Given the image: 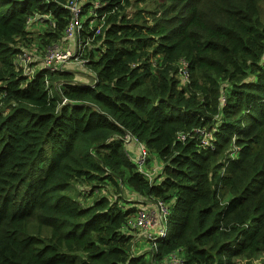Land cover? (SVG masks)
<instances>
[{
  "label": "trees",
  "instance_id": "1",
  "mask_svg": "<svg viewBox=\"0 0 264 264\" xmlns=\"http://www.w3.org/2000/svg\"><path fill=\"white\" fill-rule=\"evenodd\" d=\"M99 1L88 85L69 69L27 77L15 62L35 39L32 17L48 25L37 48L63 36L66 0H0V264H153L179 249L184 264L262 263L264 0ZM197 127L213 149L195 131L178 138ZM128 132L160 158L153 180ZM75 184L87 197L116 188L85 203ZM125 189L169 206L151 258L133 251L139 205L117 196Z\"/></svg>",
  "mask_w": 264,
  "mask_h": 264
},
{
  "label": "built area",
  "instance_id": "2",
  "mask_svg": "<svg viewBox=\"0 0 264 264\" xmlns=\"http://www.w3.org/2000/svg\"><path fill=\"white\" fill-rule=\"evenodd\" d=\"M83 3L81 0H66L64 5L69 12V20L63 36L42 49V65L48 73L65 70L68 68L67 65L69 63L75 66L83 65L88 69L89 59L85 55L90 49L97 46L95 41L97 36L102 33L106 22V13L99 14L97 11V8L102 6L99 0H95L88 11H84ZM37 17H32L29 20V25L34 19H42L39 16ZM33 51L38 52L39 48L36 47ZM37 61L38 57L28 49L22 48L15 56V62L22 69V72L31 78L37 73L35 65ZM188 67V62L185 59H181L179 62V74L185 80L190 78ZM89 68L93 70L91 67ZM87 73L85 72V75ZM91 75V79L83 83L94 85L97 81L94 70ZM50 79L48 76L45 77L46 84L49 85ZM54 85L53 87L55 88L56 85H60V82H55ZM65 102H67L66 98L63 99V103ZM203 128L197 127L191 132H179L178 138L185 140L195 131V133L202 136L203 145L213 149L215 145L212 140V132L205 128L208 134L204 138ZM123 139L126 143L136 144L138 154L132 160L136 164L138 171L143 173L149 180H153L158 171L155 166H149L150 162L148 160L151 154L148 149L143 146L138 137L129 132L125 134ZM141 198H143L145 204L138 206L135 214L128 222V227H131L132 230L134 229L135 234L141 232L140 234L145 235L147 238L149 236L155 242L165 238L168 235L167 219L170 213L167 202L161 198L155 201L144 197ZM153 264H184V252L181 249L175 250L161 260H154ZM260 264H264V260Z\"/></svg>",
  "mask_w": 264,
  "mask_h": 264
},
{
  "label": "rangeland",
  "instance_id": "3",
  "mask_svg": "<svg viewBox=\"0 0 264 264\" xmlns=\"http://www.w3.org/2000/svg\"><path fill=\"white\" fill-rule=\"evenodd\" d=\"M141 5L147 6L148 8H152L155 4L153 2H151V1H148V2H143V3H140L139 4V6H141ZM47 29H48V25L45 23L44 20H42V19H40V20L39 19L32 20L31 23H30V26H29V31H32V34L30 35L31 36V39L33 40V37H35V39L29 45V47H23V49H28V50L34 52L35 55L38 57V61L35 63L37 70H40L43 67V65H42V54H43V50L42 49L46 45L45 44L41 45V47L39 48V51L38 52H35L33 50H34V48L38 47L37 45H39V40L41 38V35L42 34L44 35L45 34V31ZM92 49H95V48H92ZM67 67H68L67 69L72 70V71H74V72L77 73L76 74L77 75L76 77H77L78 80L87 81V80H90L91 79L90 75L93 73V70H91L89 67L87 69L83 65H77V66H75V65L70 64V63L67 65ZM85 72H88V73L85 75ZM61 81H62L61 79H57V80H54V83L55 82H58L59 83ZM202 133L204 134V138H205L207 136V134H208L206 132V130H205V127L202 129ZM131 146L136 147V144H130V146L128 147L129 150H131L133 152V157H134L136 155V151L132 150L131 149ZM159 159L160 158H158L157 156H152L151 157V160H150V164H149V166H151V167H154L155 166L157 168V171H158L157 173L160 172L161 166H162L161 163H160L161 161ZM80 187H82V186H80ZM80 187L77 184L72 185L69 188L68 192H70L75 197L81 198L85 203L89 202L94 196L95 197L98 196L97 194H106V192H105V191H107L106 189H112V190H114L116 188L115 186L108 185L107 187L103 188L104 189L103 192H101V190L99 192L97 190H95L97 192L94 195L87 197V195H89L90 193L88 191H83L82 193H80ZM125 190H126V193L127 194L124 193V191L123 192L120 191L117 194V196H121L122 195L123 197L130 198L132 201H129L128 202L129 205H132V204L137 203V199H138L137 193L128 191L127 189H125ZM107 193L110 194V192H108V191H107ZM110 197L111 198H114L112 196H110ZM136 207L138 208V206H136ZM38 228L40 229V232L43 233V234H49V232H50V229L47 228V227H39L38 226ZM32 230H33V232L35 231V229H32ZM140 233L141 232H138L136 234L134 233V235H135L136 238H135V244H134V247H133V251H134V253L137 254V253H141L143 250H145V251H147L146 252L147 257L148 258H151V253L149 252V250L152 249V245H153V244L151 245L152 239L149 238V236H148V238H146L144 235L141 238H138V236H141L142 235Z\"/></svg>",
  "mask_w": 264,
  "mask_h": 264
},
{
  "label": "crops",
  "instance_id": "4",
  "mask_svg": "<svg viewBox=\"0 0 264 264\" xmlns=\"http://www.w3.org/2000/svg\"><path fill=\"white\" fill-rule=\"evenodd\" d=\"M151 157H152V155H151ZM138 197V199H137V204L138 205H143V204H145V202L143 201V198H141V197H139V196H137Z\"/></svg>",
  "mask_w": 264,
  "mask_h": 264
},
{
  "label": "clouds",
  "instance_id": "5",
  "mask_svg": "<svg viewBox=\"0 0 264 264\" xmlns=\"http://www.w3.org/2000/svg\"><path fill=\"white\" fill-rule=\"evenodd\" d=\"M36 18H38V17H36ZM30 26V25H29Z\"/></svg>",
  "mask_w": 264,
  "mask_h": 264
}]
</instances>
